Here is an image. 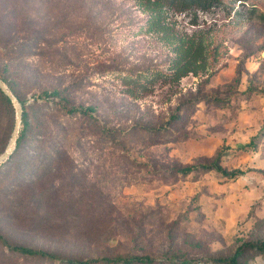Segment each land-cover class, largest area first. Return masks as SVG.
I'll return each mask as SVG.
<instances>
[{
  "label": "rangeland",
  "instance_id": "1",
  "mask_svg": "<svg viewBox=\"0 0 264 264\" xmlns=\"http://www.w3.org/2000/svg\"><path fill=\"white\" fill-rule=\"evenodd\" d=\"M47 1L32 2L31 14L57 25L49 32L56 46L28 59L30 85L19 77L21 89L28 86L23 93L33 103L44 89L73 84L71 104L96 106V121L57 113L43 117L79 177L61 169L59 191L52 195L60 208H70L69 223L51 224L61 234H32L16 226L11 239L87 260L149 255L155 264L165 258L212 264L210 259L230 257L244 243L264 241V25L251 14L254 5L264 11V0H225L226 7L207 11L164 8L170 38L148 31L149 16L138 0ZM190 36L204 37L209 45L205 73L178 83L151 74L147 83L141 80L143 86L125 80L131 69L167 72L174 39ZM181 103L184 123L174 136L152 138L137 129L164 125ZM15 114L14 108V116L0 117V151L11 139ZM252 139L255 148L248 147ZM218 152L223 167L246 174L230 180L213 171L186 177L160 173L205 162ZM22 196L2 199L8 211L0 213L2 222L29 219V207L15 205ZM49 209L52 215L59 211ZM62 229L93 236L71 237ZM250 256L249 264H264L263 255ZM0 264L49 263L0 247Z\"/></svg>",
  "mask_w": 264,
  "mask_h": 264
},
{
  "label": "trees",
  "instance_id": "2",
  "mask_svg": "<svg viewBox=\"0 0 264 264\" xmlns=\"http://www.w3.org/2000/svg\"><path fill=\"white\" fill-rule=\"evenodd\" d=\"M47 0H43V4ZM52 1V0H50ZM50 1H47L50 3ZM229 2L245 0H228ZM35 0H0V79L7 85L12 94L16 97L22 108V129L16 139V148L9 158L0 164V213L5 208L1 201L12 195L22 194L16 208L29 207L30 216L27 221H15L13 217H0V247L4 250L24 259H30L39 262L58 261L59 264H155L157 260L149 255H113L95 259H84L73 256H65L57 251H48L39 248H33L21 245L11 239L13 233L18 230L16 226H25L28 232L32 234H42L45 232H59L52 225L69 223L70 218L66 213L70 208H60L57 201L52 198L56 194L61 169H67L72 173V178L77 177L74 173V161L68 156V152L62 149L61 142L52 134L53 130L43 119L49 113L63 114L69 117L77 115L86 116L96 121L93 113L96 112V106L77 107L71 104L69 100L70 89L73 84L64 87H54L44 89L38 95H33V103H29L23 90L30 85V75L27 72L28 59L35 56H45L46 50L52 48L54 38H49L51 28L57 26L53 23L44 22L39 16L31 14L33 7L30 6ZM138 4L144 13H147L146 25L148 31L162 33L169 37L171 29L165 24L163 13L164 8H173L179 11L202 10L207 11L216 6H225L228 4L225 0H138ZM78 6H80L78 4ZM226 7V6H225ZM36 14V13H35ZM251 14L256 20L264 25V11L259 10L256 5L253 6ZM67 14L64 15V20ZM45 20V18L43 17ZM56 28V27H55ZM173 38V36H172ZM168 41V39H166ZM173 48L174 56L169 60V69H131L126 71L125 80L130 84L143 86L141 80L146 83L151 78L162 77L168 82L178 83L180 80L193 74L198 76L206 72L208 63L209 45L201 36H190L175 40ZM177 41V42H176ZM169 42V41H168ZM171 43V44H173ZM58 44V43H57ZM170 44V43H169ZM56 46V44H55ZM17 63L21 64L23 71L17 69ZM20 67V68H21ZM150 77H148V75ZM20 78L28 81V86L23 89L20 84ZM29 79V80H28ZM48 99H51L52 106ZM39 100H44L38 103ZM185 105L181 103L176 107V111L170 119L162 126L150 127L140 126L137 128L145 135L152 138H170L177 134L184 123L182 111ZM3 113L14 116V107L9 97L0 89V117ZM100 128V127H99ZM102 129V128H101ZM123 131L113 132L111 135L120 136ZM144 135V136H145ZM257 142L252 139L248 147L255 148ZM3 148L0 155L4 153ZM222 153L218 152L212 159L196 165H175L170 170H160V173H168L173 177H186L192 173L216 172L222 177L236 180L246 174L245 171L236 169L229 170L221 165ZM75 175H74V174ZM52 198V199H51ZM3 199V200H4ZM27 199L26 203L25 200ZM56 207L57 214L52 215L49 208ZM3 207V208H2ZM19 219V218H18ZM65 235L71 237L81 236L89 239L93 236L91 232H74L70 229H62ZM45 234V235H46ZM4 252V251H3ZM259 254L264 256V241L248 242L241 245L230 257H221L210 259L212 264H249L250 254ZM254 256V255H253ZM163 264H195L194 259L165 258L161 260Z\"/></svg>",
  "mask_w": 264,
  "mask_h": 264
},
{
  "label": "water",
  "instance_id": "3",
  "mask_svg": "<svg viewBox=\"0 0 264 264\" xmlns=\"http://www.w3.org/2000/svg\"><path fill=\"white\" fill-rule=\"evenodd\" d=\"M0 89L9 97L16 111L14 131L12 133L11 139L9 140V143L4 153L0 155V164H1L9 158V156L13 153V151L16 148V139L18 137L19 125L21 123V118H22V108H21V104L18 102L16 97L12 94V92L9 90L7 85L1 79H0Z\"/></svg>",
  "mask_w": 264,
  "mask_h": 264
}]
</instances>
